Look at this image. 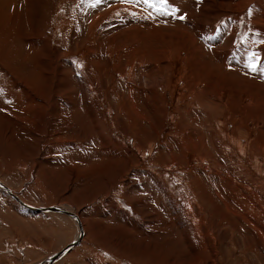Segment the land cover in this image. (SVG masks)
Returning a JSON list of instances; mask_svg holds the SVG:
<instances>
[{
    "label": "rangeland",
    "instance_id": "374dc122",
    "mask_svg": "<svg viewBox=\"0 0 264 264\" xmlns=\"http://www.w3.org/2000/svg\"><path fill=\"white\" fill-rule=\"evenodd\" d=\"M169 5L0 0V182L84 227L0 187V264H264V0Z\"/></svg>",
    "mask_w": 264,
    "mask_h": 264
},
{
    "label": "bare ground",
    "instance_id": "6f19581e",
    "mask_svg": "<svg viewBox=\"0 0 264 264\" xmlns=\"http://www.w3.org/2000/svg\"><path fill=\"white\" fill-rule=\"evenodd\" d=\"M229 60H230V59H229ZM0 187L3 188L4 190H6L7 193L9 192L12 196L18 198V200H16L15 198H14V199L18 202V204H19L21 207H23V208L26 209V210H29V211H31V212H35V213L38 212V214H39V213L64 214V215H66V216H68V217L74 219V221H75V222L78 224V226H79V232H80V233L78 232L79 235H78L77 237H78V239L80 238V240L83 238V236H84L83 222H82V220H81V217H78L77 213H73V212H72L74 209L72 210V209H70L68 206H65V207H49V208H46V207H35V206H30V205H28V204L23 203L22 200H20V198H19L18 195L16 194V192H14L10 187L4 185V183L0 182ZM76 242H78V240H77ZM76 242H75V243H72L70 246H74V245H76V244H77ZM70 246H69V247H70ZM69 247L66 248L65 250H63V251H61V252H59V253L53 255V257H50V258H48L47 260L41 262L40 264H53L54 262L58 261L59 259H62L65 255H67V254H65V253L68 251V249H70Z\"/></svg>",
    "mask_w": 264,
    "mask_h": 264
},
{
    "label": "snow or ice",
    "instance_id": "6c2138e0",
    "mask_svg": "<svg viewBox=\"0 0 264 264\" xmlns=\"http://www.w3.org/2000/svg\"><path fill=\"white\" fill-rule=\"evenodd\" d=\"M99 2V0H98ZM126 3H133V0H124ZM137 3H143L147 5L150 8H156L157 12L163 15H169L172 14L174 15L178 9H171L170 10V5H169V0H135ZM157 5H160V7H157ZM179 19H184L185 17L181 15L178 17ZM253 71L257 70V66L255 64H252L249 66ZM10 103V101H9Z\"/></svg>",
    "mask_w": 264,
    "mask_h": 264
},
{
    "label": "water",
    "instance_id": "95a60500",
    "mask_svg": "<svg viewBox=\"0 0 264 264\" xmlns=\"http://www.w3.org/2000/svg\"><path fill=\"white\" fill-rule=\"evenodd\" d=\"M16 200H18V198L14 197ZM69 248H72V246H70Z\"/></svg>",
    "mask_w": 264,
    "mask_h": 264
},
{
    "label": "flooded vegetation",
    "instance_id": "af4514ba",
    "mask_svg": "<svg viewBox=\"0 0 264 264\" xmlns=\"http://www.w3.org/2000/svg\"><path fill=\"white\" fill-rule=\"evenodd\" d=\"M59 260H61V259H59ZM59 260H58V261H59ZM58 261H56V262H58ZM54 263H55V262H54Z\"/></svg>",
    "mask_w": 264,
    "mask_h": 264
}]
</instances>
